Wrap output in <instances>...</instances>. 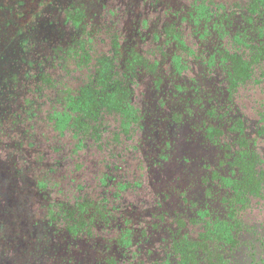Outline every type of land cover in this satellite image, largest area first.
Segmentation results:
<instances>
[{
  "label": "flooded vegetation",
  "instance_id": "obj_1",
  "mask_svg": "<svg viewBox=\"0 0 264 264\" xmlns=\"http://www.w3.org/2000/svg\"><path fill=\"white\" fill-rule=\"evenodd\" d=\"M50 1L0 4L11 48L0 64L12 60L0 74V264L176 262V245L200 238V210L227 216L233 187L219 179L237 177L250 150L264 169V0ZM239 61L251 78L236 75ZM106 67L128 83L126 134L121 113L79 106L107 87ZM19 158L46 176L26 179ZM239 208L240 245L255 256L233 255L264 264V198ZM78 244L81 261L69 255Z\"/></svg>",
  "mask_w": 264,
  "mask_h": 264
},
{
  "label": "trees",
  "instance_id": "obj_2",
  "mask_svg": "<svg viewBox=\"0 0 264 264\" xmlns=\"http://www.w3.org/2000/svg\"><path fill=\"white\" fill-rule=\"evenodd\" d=\"M103 61V60H102ZM240 62V61H239ZM103 63V62H102ZM98 66L99 76H102L98 81L103 78L104 67ZM111 67V66H110ZM109 67H106V81L107 87L95 90L92 86L90 91L92 94L88 99H85L84 104H79L84 110L83 113L91 114L97 113L94 107L102 105L105 107L109 114L114 111L121 113V119L123 124V133H128V125L131 121L132 111L128 109V83L123 82L122 79L114 77L116 72L107 71ZM235 71L239 76H243L242 80L251 78L252 69L244 61L242 64H234ZM97 79V78H96ZM100 85V83H99ZM97 115V114H96ZM242 154L241 152H239ZM254 152H245L244 155L239 158V175L235 178H221L220 182H224L227 185L231 184L230 194L226 193L222 195V202L227 205L229 212L227 216L223 218L214 217L206 212L205 209L199 211L200 225L203 230L200 232V238L191 240L184 237L186 243L178 244L177 248L173 251L178 255L176 262H170L171 255L166 257V264H240L238 258L233 255L234 251L240 246H244L247 249L243 252L247 256L254 258L255 254L252 250L255 249V244L252 241L243 242L240 245V238L238 233L245 227L246 223L239 217V204L246 205L249 198L261 197L264 198V169L255 168ZM223 187V185L220 183ZM208 240H212L210 242ZM213 245V247H212ZM172 247V246H171ZM174 253V254H175Z\"/></svg>",
  "mask_w": 264,
  "mask_h": 264
},
{
  "label": "rangeland",
  "instance_id": "obj_3",
  "mask_svg": "<svg viewBox=\"0 0 264 264\" xmlns=\"http://www.w3.org/2000/svg\"><path fill=\"white\" fill-rule=\"evenodd\" d=\"M70 0H52L50 1L51 4H53V6L55 7H60V6H63L64 5V2L67 3L69 2ZM79 1V0H78ZM113 2H117L118 0H112ZM133 0H131L132 2ZM9 0H0V4H8ZM109 2V0L107 1ZM61 3H63V5H61ZM140 6V4H139ZM136 9H141L140 7H137ZM146 12V11H144ZM149 15H152L151 12H147ZM7 27L5 26V24L3 25V22L2 20H0V38H3V40L0 42V49H2L4 51V53L6 54H10V57H11V48H10V44L7 43V36L9 35V31H7L6 29ZM65 31V30H63ZM6 60L3 61L1 64H0V74H4L3 72L5 70H8L10 68V64L12 65V60L9 59V56L6 55ZM112 62V61H111ZM4 78H1L0 77V98L5 100L4 99V94L7 92L5 90V88L8 86L7 83H5V81L3 80ZM90 91V90H89ZM185 132V131H184ZM191 143L195 146L196 143H193L192 140H190ZM176 144H175V147H177V150H181V152H185V159L191 157L193 155V153L195 152V150L185 141L184 137L182 136V134H179L176 138ZM206 155V154H204ZM18 157H23L22 153L19 152ZM194 158H192L191 160H193ZM27 160V159H26ZM18 166L19 167H23L25 170H26V179H32V177H37L39 175L41 176H46L47 172H46V167L45 165H41V166H38L36 164H34V162L32 161V159L26 163L22 158H19L18 161ZM40 167V168H39ZM38 174V175H37ZM13 176V175H12ZM53 176V174L51 175ZM55 180V176H53V179L52 181ZM141 191L144 192V188H140ZM53 195V193H52ZM133 195H129V198L132 200V202H134L135 206L137 205L136 207V211L134 213V215H137L139 217L142 218V216L144 215H147L148 213V210H146L145 208H143V204L142 203H139L138 200L137 201H133ZM35 198V199H34ZM148 198V197H147ZM30 211L32 210L33 211V214L34 215H37L36 212L39 213V208L40 206H38L37 204L39 203L38 200H37V196L36 194H34L33 196L30 197ZM37 200V201H36ZM151 211V210H150ZM167 214H171L169 211H165ZM161 212H155L151 215V221H156V218L158 217V214H160ZM147 217L144 216V220L143 219H140L142 225L143 224H146L147 223ZM167 222V221H166ZM62 235L60 234L59 237H56L55 235H53V238L54 239H57L59 241H62L61 240V237ZM83 246H80L79 244L73 249V250H70V253L69 255L71 257H74L77 261H81L80 258L82 256V253L84 250L82 249ZM63 253H65V251H63ZM84 254V253H83ZM80 264H84V263H80Z\"/></svg>",
  "mask_w": 264,
  "mask_h": 264
}]
</instances>
